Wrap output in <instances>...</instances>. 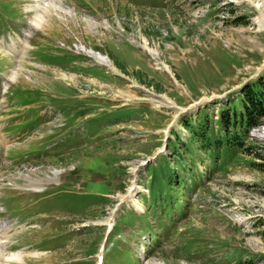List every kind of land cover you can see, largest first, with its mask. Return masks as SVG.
Returning a JSON list of instances; mask_svg holds the SVG:
<instances>
[{
    "label": "rangeland",
    "instance_id": "1",
    "mask_svg": "<svg viewBox=\"0 0 264 264\" xmlns=\"http://www.w3.org/2000/svg\"><path fill=\"white\" fill-rule=\"evenodd\" d=\"M43 1L52 7L37 6L42 7L33 20L37 28L28 24L33 12L25 9L33 0H13L16 15L0 25V81L15 64L13 53L6 58L12 43L39 46L45 57L34 58L37 48H27L11 89L39 91L40 104L57 95L51 101L60 112L41 107L46 123L18 151L21 157L45 158L18 163L5 159L6 149L0 152V220L26 223L0 252L43 251L12 264H94L102 224L134 172L139 184L147 173L151 213L118 217L119 226L136 227L120 231L124 250L111 264H264V124L254 137L249 133L255 142L238 130V146L227 144L217 121L226 106L238 108V87L264 69V0ZM59 41L92 51L110 65L62 50ZM7 97L13 107L0 102L2 126L16 118L14 110H22ZM189 106L179 113L178 107ZM198 113L213 128L211 145L197 142L180 122L192 114L199 124ZM65 122L74 125L68 134L35 150ZM164 140L168 153L147 161ZM58 171L47 185V194L54 195L40 202L39 195L11 182ZM33 184L40 187L38 180ZM140 189L120 207L139 206L142 212L147 201ZM16 195L22 196L19 205ZM73 203L78 213L71 211ZM151 227L163 241L150 247L143 238ZM104 264H110L107 258Z\"/></svg>",
    "mask_w": 264,
    "mask_h": 264
},
{
    "label": "trees",
    "instance_id": "2",
    "mask_svg": "<svg viewBox=\"0 0 264 264\" xmlns=\"http://www.w3.org/2000/svg\"><path fill=\"white\" fill-rule=\"evenodd\" d=\"M236 94L239 101L238 108L234 103L226 106L220 111L217 121L226 136L227 144L242 146V140L237 135V131L240 130L245 136L248 127L256 125L264 119V69L243 82L238 87ZM226 101V103L231 102L230 98H227ZM198 116L199 113L196 116L199 124L194 123L191 119L192 114L181 116L180 120L189 128L192 138H196L199 143L211 145L214 140L208 135V132H212L213 128L210 130L208 124L203 120V116L202 119ZM229 131H231L230 134ZM228 134L229 136H227ZM216 142L221 141L216 140Z\"/></svg>",
    "mask_w": 264,
    "mask_h": 264
},
{
    "label": "bare ground",
    "instance_id": "3",
    "mask_svg": "<svg viewBox=\"0 0 264 264\" xmlns=\"http://www.w3.org/2000/svg\"><path fill=\"white\" fill-rule=\"evenodd\" d=\"M47 1V0H46ZM50 0H48V2H49ZM39 4H41L42 5V7L44 8V10H46V11H48V9H51V3H48V4H46V2L45 1H43V0H41V1H37V3L35 4V6H33V5H31L30 7H37ZM42 7H37L36 8V13H35V17L32 19V23L34 22L33 20H36V17H37V15H38V12L40 11V9H42ZM40 17V16H39ZM38 20H39V18H38ZM38 20H36V21H38ZM35 21V23H33L35 26H37L38 25V22H36ZM88 52V54L89 53H93L92 51H87ZM153 55V54H152ZM92 56V55H91ZM92 57H94L96 60H97V62L98 63H101V64H106V65H110L108 62H104V61H101L99 58L97 59L95 56H92ZM14 63V62H13ZM16 68H14L13 70H12V73H11V75H10V77L11 78H16L15 76H16V71H17V69H19L20 67H21V62L20 63H17L16 64V66H15ZM61 72V71H60ZM59 77L61 78V79H65V80H69V81H74V77H72V76H67V75H65L64 73L62 74V73H60L59 74ZM262 124H260V125H258V126H256V127H253V128H251L250 129V131H249V133L250 134H252L251 136H253L254 137V135L256 134V132H257V128L259 127V126H261ZM28 173V172H27ZM26 173V174H27ZM56 173L57 172H54V173H52V176H46L45 178H43V177H40L39 175L38 176H36V177H32L31 178V180L30 181H28V180H26V182L27 183H25V184H30V186L31 187H33L34 189H36V190H41V188L43 187V181L44 180H47V181H51V180H55V175H56ZM36 180H38V182H39V184H40V187L38 186V185H35V184H33V181H36ZM18 182V181H16L15 179L13 180V179H11V182ZM10 182V183H11ZM20 183V182H19ZM22 184V183H21ZM14 187V186H13ZM16 187V186H15ZM136 189H139V187H135ZM130 194H131V192H130ZM121 196V198H124L126 195H120ZM123 196V197H122ZM120 198V197H119ZM142 205V204H141ZM137 209L140 211L141 210V207H139V206H137ZM4 227L6 230H10L9 228V224L7 223V221H3L2 223H0V227ZM9 235H10V233H6V232H4L3 234H0V243H3V242H5L7 239H8V237H9ZM30 253V254H29ZM24 254V255H23ZM33 254H40L39 252H26V253H23L22 251H17V252H9V253H7V254H5V255H3V257H2V260H3V263L2 264H5L6 263V261H9L10 260V263L11 262H18V261H20V257H21V255H23V256H25V255H33Z\"/></svg>",
    "mask_w": 264,
    "mask_h": 264
}]
</instances>
